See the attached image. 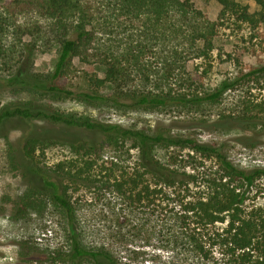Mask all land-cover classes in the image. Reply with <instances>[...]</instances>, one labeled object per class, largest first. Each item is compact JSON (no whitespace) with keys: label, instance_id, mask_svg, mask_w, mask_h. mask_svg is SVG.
Wrapping results in <instances>:
<instances>
[{"label":"rangeland","instance_id":"obj_1","mask_svg":"<svg viewBox=\"0 0 264 264\" xmlns=\"http://www.w3.org/2000/svg\"><path fill=\"white\" fill-rule=\"evenodd\" d=\"M190 1L201 12V16L195 17L200 23L215 25L217 32L211 37V51L207 53L203 41L192 48L188 36L149 40L145 35L147 30L140 27V23L116 19L110 14L114 23L111 35L104 40L100 36L96 39L88 62L74 59L66 82L75 95L63 97L25 85L9 86L5 82L16 75L23 80L52 72L57 60L58 45L54 37L58 25L56 19L40 7L38 0H0V111L4 107L34 103L77 118H91L148 133L160 128L219 146L235 165L244 169L264 168V73L247 75L264 66V25L251 27L220 19L222 7L216 0ZM238 1L249 5L251 13L260 9L254 1ZM193 23L196 22L192 20ZM184 31L185 35L189 32ZM174 46L182 52L181 59L167 76L164 66L173 62L169 53ZM104 54L118 57L127 68L126 87L131 91L170 88L173 92L204 96L227 85L232 87L225 89L214 102L171 104L158 109L87 102L77 94L94 90L89 82L91 78L105 77L101 57ZM130 55H137L138 59L127 62L125 58ZM101 92L111 94V86ZM255 124L257 128L253 127ZM26 125L28 128L48 126L44 121L28 124L14 121L8 125L9 141L0 137V264H67L55 261L54 257L56 252L68 248L72 228L86 248L105 249L124 257L123 264H131L128 256L130 250L136 249L142 253L138 264H154L152 260L160 253L154 247L156 240L135 239L130 233L133 226L148 227L145 216L148 211L132 207L114 191L113 178L106 177L111 162L127 169L138 166L139 151L133 148L134 142L121 141L117 146L105 144L100 152L91 156L63 144L41 146L32 163L34 168L53 170L63 162L83 168L85 161L93 162V166L85 169L81 179L84 183H66L74 209L72 218L50 204L46 196L40 199L37 208L20 212L19 203L28 200L32 185H42L33 174H24L22 169L19 171L12 166L9 142L22 148L20 139L28 132L27 129L25 133ZM81 137L95 141L99 135L83 131ZM100 143H105L103 136ZM154 155L161 162L176 166L196 157L187 149L165 147H157ZM257 188L263 194L264 179ZM256 202L264 203V195L257 197ZM153 220L152 224L159 227L160 219L154 217Z\"/></svg>","mask_w":264,"mask_h":264},{"label":"trees","instance_id":"obj_2","mask_svg":"<svg viewBox=\"0 0 264 264\" xmlns=\"http://www.w3.org/2000/svg\"><path fill=\"white\" fill-rule=\"evenodd\" d=\"M38 1L58 25L54 37L58 45L54 68L45 76L20 80L16 75L5 82L9 86L25 85L63 97L75 95L66 82L74 59L89 61L96 39L100 36L104 40L112 33L110 29L114 23L111 16L140 23L139 26L147 30L145 35L149 40L188 36L192 48L203 41L207 53L212 49L211 37L217 32L214 24L200 23L195 18L201 16V12L190 0ZM216 1L222 7L220 19L227 18L251 27L264 25V0H249L260 7L254 13L250 12L249 5L238 0ZM95 3L99 6L95 7ZM192 20L196 23L192 24ZM184 30H189L187 35ZM139 51L141 56L145 54L142 48ZM180 53L176 46L170 50L173 62L164 66L167 76L180 61ZM131 56L125 60L138 59L137 55ZM101 57L105 77L91 78L89 82L94 90L77 94L87 102H106L130 109H158L171 104L214 102L221 98L225 89L232 87L227 85L204 96L173 92L170 88L131 91L126 87L128 70L118 57L107 54ZM259 72L264 73V66L247 75ZM108 85L112 93L105 95L101 90ZM14 121L23 124L44 121L48 124L29 128L26 125L25 133L27 129L28 132L20 139L22 148L9 142L12 166L19 171L22 169L24 174H33L42 182L40 186L32 185L28 200L19 203L20 212L37 208L40 199L46 196L50 204L63 209L72 218L74 209L66 183H84L85 180L81 179L85 176V169L93 166V162L85 161L83 168H76L71 162H63L53 170L34 168L32 163L41 146L63 144L77 153L91 156L100 152L105 144L117 146L121 141L132 140L133 148L139 151L138 166L127 169L111 162L110 173L106 177L109 180L113 178L114 191L132 207L148 211L145 213L148 227L133 226L130 233L135 239L156 240L154 247L160 253L152 260L154 264H264V203L256 202L257 197L264 195L257 188L264 179V168L247 170L239 167L221 147L193 137L176 135L160 128L148 133L91 118H77L34 103L4 107L0 111L1 138L9 139L8 125ZM253 127L257 128L258 124ZM83 131L98 134V140H84L81 137ZM101 136L105 138L103 144L100 143ZM157 147L187 149L196 157H191L192 161L183 165L165 164L154 155ZM25 162L31 164L25 165ZM102 183L106 184L105 181ZM154 217L160 219L159 227L152 224ZM118 233L121 236L120 230ZM141 254L136 249L130 250V263H140ZM54 259L67 264H123L124 257L105 249L86 248L72 228L68 248L56 252Z\"/></svg>","mask_w":264,"mask_h":264}]
</instances>
